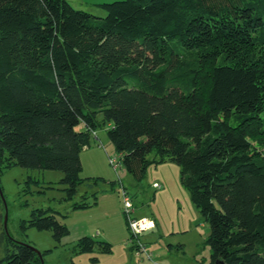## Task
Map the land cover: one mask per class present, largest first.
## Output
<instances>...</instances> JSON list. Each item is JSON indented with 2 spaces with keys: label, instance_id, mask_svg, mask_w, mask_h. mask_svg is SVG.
<instances>
[{
  "label": "trees",
  "instance_id": "1",
  "mask_svg": "<svg viewBox=\"0 0 264 264\" xmlns=\"http://www.w3.org/2000/svg\"><path fill=\"white\" fill-rule=\"evenodd\" d=\"M99 7L105 17L67 0H0V175L61 171L72 201L84 183L81 154L104 129L137 182L153 164L180 168L210 227L212 264H264V0ZM54 214L35 210L22 228L60 242L69 231ZM0 244V264L44 263L5 230ZM96 245L111 252L89 237L76 252Z\"/></svg>",
  "mask_w": 264,
  "mask_h": 264
},
{
  "label": "rangeland",
  "instance_id": "2",
  "mask_svg": "<svg viewBox=\"0 0 264 264\" xmlns=\"http://www.w3.org/2000/svg\"><path fill=\"white\" fill-rule=\"evenodd\" d=\"M67 1L77 10L105 17L106 12L99 5L123 0ZM229 123L236 126L239 119L233 116ZM76 130H85L84 124ZM106 132L97 130L104 147L95 137L92 141V146H101L106 161L98 152L87 154L80 175L84 183L72 201L65 200L61 171L18 166L3 170L0 232L5 230L6 221L10 238L38 250L43 264H212L207 243L210 227L181 184L180 168L171 162L153 164L145 179L137 182L121 163ZM110 159L116 160L115 165ZM123 189L134 208L131 218L147 219L153 228L137 236L132 234L122 200ZM82 202L90 207L73 210V204ZM39 209L55 212L56 220L68 228L69 233L60 242L52 231L39 230L28 223L22 228L23 222L31 220L32 213ZM84 237L110 244L111 252L104 253L96 245L93 252L77 253L76 245ZM4 254L5 248L0 244V258Z\"/></svg>",
  "mask_w": 264,
  "mask_h": 264
},
{
  "label": "built area",
  "instance_id": "3",
  "mask_svg": "<svg viewBox=\"0 0 264 264\" xmlns=\"http://www.w3.org/2000/svg\"><path fill=\"white\" fill-rule=\"evenodd\" d=\"M116 160L110 159L111 165H115ZM159 187V185H155ZM122 200L125 208V214L128 219L129 227L134 236L141 234L142 232L148 231L149 229L154 227V224L147 219L135 220L131 218L132 213H134V208L132 205V201L130 200L128 193L125 189L122 192Z\"/></svg>",
  "mask_w": 264,
  "mask_h": 264
},
{
  "label": "crops",
  "instance_id": "4",
  "mask_svg": "<svg viewBox=\"0 0 264 264\" xmlns=\"http://www.w3.org/2000/svg\"><path fill=\"white\" fill-rule=\"evenodd\" d=\"M98 118H99V116H98ZM101 120H102V115H101ZM100 120V121H101ZM109 127H111V125L109 126ZM95 140L96 141H100V145H102V147H104V145H103V143H102V140H101V138L97 135V132L95 133ZM93 144L91 143V145H90V147H87V148H85L84 150H83V152H82V154H81V161H82V168H84V161H87V154L88 153H90V152H98V155L100 154L102 157L104 156V153L102 152V150H101V146L99 147V146H92ZM94 147H95V149H94ZM106 149V148H105ZM86 154V155H85ZM103 162H105L106 160H105V156H104V158H103V160H102Z\"/></svg>",
  "mask_w": 264,
  "mask_h": 264
},
{
  "label": "water",
  "instance_id": "5",
  "mask_svg": "<svg viewBox=\"0 0 264 264\" xmlns=\"http://www.w3.org/2000/svg\"><path fill=\"white\" fill-rule=\"evenodd\" d=\"M2 198H3V194H2ZM3 201H4V198H3ZM7 220V219H5ZM4 229H5V232L8 234V230H7V223L5 221V224H4ZM38 254L41 255V253L37 250ZM216 264H222L220 261H217Z\"/></svg>",
  "mask_w": 264,
  "mask_h": 264
}]
</instances>
